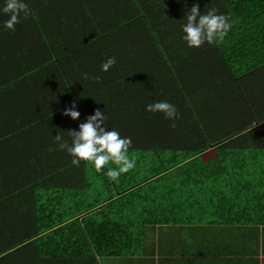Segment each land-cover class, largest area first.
I'll return each mask as SVG.
<instances>
[{
	"label": "trees",
	"instance_id": "trees-1",
	"mask_svg": "<svg viewBox=\"0 0 264 264\" xmlns=\"http://www.w3.org/2000/svg\"><path fill=\"white\" fill-rule=\"evenodd\" d=\"M154 1L149 6L144 4L147 9L135 2L137 8L130 12L129 18L131 32H120L121 25L125 28L127 23L124 20L118 21L119 28L107 33L100 28V32L106 33L103 40L110 39L109 44H89L71 57L69 46L64 48L67 53L63 56L64 42L57 43L54 24L37 14L36 9L29 10L27 18L21 16L14 32L0 22V226L23 224L26 220V225L35 227L14 241L16 249L25 245L29 250L34 243L31 239L46 232L42 243L49 248L37 254L40 260L85 258L92 251L91 246L100 254L118 255L124 251L122 242L128 238L127 234L131 235L143 224L137 219L131 223L130 217L123 213L113 219L109 210L90 212L98 207L96 204L77 206L76 201L64 202L71 198V190L57 185V181L69 180L71 176L79 181L74 170H80L83 161L78 167L72 164L73 157L59 149L52 140L55 134L44 128L46 115L31 107L23 89L16 86L20 77L28 83L29 74L45 68L52 57L68 58L76 67L81 63L78 68H68L67 73L60 64L65 82L53 89V93L64 92L65 97L68 95L75 101L81 122L104 102L123 103L132 88L145 89L134 104L121 103L127 122L110 124L111 130L118 131L121 137L131 138L129 158L133 152L136 165L199 166L197 173L183 172L184 176L192 179L207 176L217 185L219 179L223 187L210 194L212 203L220 200L225 206L229 204L232 212L243 210L246 213L242 215L249 219L246 221L254 222V201L264 197V181L260 182L264 176V0H191L199 5L201 14L215 7L218 14L227 15L232 22L223 40L192 48L182 39L187 7L182 5L173 12L174 5L161 6L175 0ZM95 39L98 42L102 37ZM101 48L116 58L121 70L114 66L107 72L100 70L97 75L100 82L89 73V79H85L83 74L88 70L82 62L93 61L95 69H100L96 66L107 58L100 55L97 62L81 60ZM122 66L137 72L125 77L121 74ZM79 75L84 80L78 87L74 81ZM6 91L11 99L9 108L1 102ZM158 101L173 104L179 118L170 121L163 113L145 110L146 105ZM47 102L52 106L59 104L53 96ZM107 108L102 109L106 115ZM173 122L175 128L170 127ZM115 166L109 162L107 168ZM159 173L162 171L145 173L147 177L139 174L142 177L122 186V176L127 175L123 173L113 182L118 193H123ZM90 176L88 179L94 180L98 174ZM110 198L112 195L108 194L101 199L111 201L113 205L109 204L108 209L115 203ZM33 213H37L35 220L30 219ZM20 214L26 219L17 218ZM94 260L91 256L84 264H93Z\"/></svg>",
	"mask_w": 264,
	"mask_h": 264
},
{
	"label": "crops",
	"instance_id": "crops-1",
	"mask_svg": "<svg viewBox=\"0 0 264 264\" xmlns=\"http://www.w3.org/2000/svg\"><path fill=\"white\" fill-rule=\"evenodd\" d=\"M24 2L28 4L29 10L36 9L37 14L41 13L44 18L50 19V22L54 24L57 43H65L61 47L64 52L63 56L69 49L68 55L71 57L72 55L77 56L79 51L87 49L89 44L107 46L110 39L103 40V36H106L110 29L119 28L120 25L117 23L120 20L127 22L125 28L121 25L120 32L125 34L126 31H130L132 28H129V24H131L129 21L130 12H135L137 8L135 2L147 9V6L155 1L24 0ZM182 5L187 7V11H190L188 8L193 4L191 0H175L171 4H162L161 7L173 6V12H176ZM4 6L5 0L0 3V8ZM144 11L146 12V10ZM7 18V16L0 15V22L3 24ZM100 28L106 33L100 32ZM48 34L52 35L50 32ZM99 37H102V40L94 42L95 38ZM23 38L29 40L26 36ZM66 46L69 47L64 49ZM90 54L92 55L81 61L94 59L97 62L100 55L105 59L110 57L105 48ZM92 62L82 63L88 70H85L86 73L95 77L99 74L101 65L96 66L100 69H95ZM60 64L67 73L68 68H78L81 63L76 67V63H72L68 58L65 60L62 57L60 60L58 57H52L44 66L45 68L29 74L28 83H26L27 80L25 82L20 77L17 79L18 85L16 86L23 89L29 102L32 103L31 107L35 106L37 110L42 111L43 115H46L44 128L46 130L50 128L55 135L60 132L63 138L71 144L68 130L79 131V124L82 120L81 118L73 120L69 116L62 115L63 109L71 106L73 101L68 98V95L65 97L64 92L53 93L55 86L63 85L65 82ZM126 64L130 65L127 62ZM128 66H122L121 74L126 75L125 77L135 75L137 72L135 69H129ZM114 67L119 69L120 65L116 62ZM69 78L73 80L71 76ZM82 80L84 78L79 75L76 81H73L79 87ZM130 84L129 82L128 85ZM132 89L131 92L129 91L131 94L124 98L123 103L121 101L113 104L104 102L100 107L102 110L110 104L106 110L107 115L105 114L107 117L106 131L111 130L110 124H125L127 115L123 105L134 104L135 100L138 101L145 92L142 87ZM52 96L59 101V104L52 106L47 102V98ZM45 101L47 104L42 103ZM1 102L5 108H9L7 104L11 102V99L7 91L4 96H1ZM53 129L56 131L55 133ZM52 140L54 142V137ZM131 154L133 155V152ZM132 155L131 157H133ZM198 167L177 165L162 168L150 164H137L127 172V175L122 176L124 180L120 183L122 186L130 184L134 179H137V176L142 177L139 174H144L143 177H145V173L153 171H162V173L148 178L123 193H118L115 182L110 179H108L109 182L105 181L107 166L101 172H97L92 162L83 161L80 170H74L79 176V181L74 180L72 176L69 180L57 181V185L59 183L71 190V198L65 199L64 202L73 203L76 201L78 202L77 206L86 203L96 204L98 207L90 212L109 210V215L113 219L123 213L130 217L131 223L135 221L134 219H137L139 224L142 221V226L134 229L131 235L127 234L128 238L123 240L124 251L118 255H104L98 253L91 246L92 251L87 252L85 258L71 256L40 260L37 254L49 248L42 243L46 232H40L31 239V242L34 243L29 250L25 245L18 246V249L13 247L17 238L35 229L29 223L26 225L25 220L22 221L24 225L19 223L7 226L4 223L6 225L0 226V252H3L0 255V264H84L86 259L91 256L95 259L93 264H264V197L255 199L254 222H247L246 220L249 219L242 215L246 213L245 211L241 210L242 213L232 212L229 204L225 206L220 200L215 202L216 204L212 203L211 199L213 198L210 194L213 195L219 189L221 191L220 187H223L220 185L219 179L216 180L219 183L217 185L207 176H196L193 179L184 176L183 172L197 173ZM92 173L98 174V176L94 180L92 178L89 180L88 177H91ZM260 179L262 180L260 182H263L264 176ZM128 180H130L129 183ZM109 188L112 190L111 192L108 191ZM108 194L112 195L110 198L112 202L115 201L114 206L110 209H108L109 204L113 205L111 201H101ZM54 202L59 203L56 200ZM31 216L30 219L35 220L37 213H33ZM19 217L26 219V216L21 214L17 216V218ZM100 218L107 219L105 216H100Z\"/></svg>",
	"mask_w": 264,
	"mask_h": 264
},
{
	"label": "clouds",
	"instance_id": "clouds-1",
	"mask_svg": "<svg viewBox=\"0 0 264 264\" xmlns=\"http://www.w3.org/2000/svg\"><path fill=\"white\" fill-rule=\"evenodd\" d=\"M0 15L7 16L3 27L14 32L15 26L20 23V18H27L30 15L29 7L24 0H5V6L0 8ZM186 23L182 26L184 35L182 39L187 46L201 47L207 42L212 45L228 34L232 27V22L227 15L218 14V9L213 7L206 14H201L199 5L194 3L190 11L185 12ZM116 63L115 57H109L101 65V70L107 72ZM88 79V74H83ZM96 82L101 81V77H92ZM75 101L71 106L62 111V115L69 116L73 120H78L81 113L76 110ZM146 111L152 113H163L165 118L175 121L179 118L176 107L167 101H158L146 105ZM107 117L101 109L94 110V114L89 115L84 122L79 124V131L68 130L71 137V144L65 140L60 132L54 136V142L61 150H66L73 157L72 164L79 166L81 161L92 162L95 170L101 172L105 166L112 162L117 167L109 168L107 176L112 181H117L119 176L132 170L136 165V157L129 158L128 151L132 145L130 137H121L116 130L106 131L105 121ZM170 127L175 128L173 122Z\"/></svg>",
	"mask_w": 264,
	"mask_h": 264
}]
</instances>
